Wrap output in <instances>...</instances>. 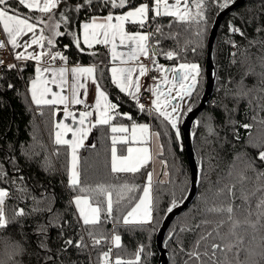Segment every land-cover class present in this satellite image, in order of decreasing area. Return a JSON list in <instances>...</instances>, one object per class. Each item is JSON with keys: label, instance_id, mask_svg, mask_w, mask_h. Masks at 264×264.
<instances>
[{"label": "trees", "instance_id": "1", "mask_svg": "<svg viewBox=\"0 0 264 264\" xmlns=\"http://www.w3.org/2000/svg\"><path fill=\"white\" fill-rule=\"evenodd\" d=\"M235 0H230L232 4ZM86 2V0H85ZM145 0H134L139 5ZM150 2V0H149ZM80 0H66L64 7L73 13L69 28L63 24L60 31L66 33L56 38V47L68 57V65H91L99 61L104 77L99 82L108 92L109 98L119 104L118 111L129 113L133 120L118 118L113 123H122L129 128L133 123H148L154 132H160L159 137L162 148L160 159L167 161L165 172L168 173L167 183H153L152 196L155 201L154 219L151 225L142 229L135 226L124 225L119 221L115 227L122 237L123 255L126 259L133 258L137 246L144 244L146 253L141 258V264H159V251L157 248V234L168 214V208L176 201V207L187 198L191 188V172L181 125L186 115L195 109L201 101L205 91L206 75L205 63L207 56V43L211 28L217 14L225 9L224 0H209L207 4V24L204 34L199 37L197 51H188L182 55L188 62L200 66V82L183 110L179 120V137L176 130L164 128L158 119L139 112L135 101L119 90L110 82L109 50L107 47L97 45L87 48L81 53L73 43L71 33L80 30V26L89 22L92 16H105L107 10L94 4L92 7L75 11ZM31 14V10L20 9ZM58 8L56 11H62ZM127 10V9H124ZM119 13L114 10V14ZM159 25L167 35L169 31L180 35L181 43L190 34L185 32L182 24L176 23L169 17H156L150 21L148 28L140 29L129 24V31L154 30ZM241 29L244 36L234 33L231 28ZM259 29V31H258ZM48 35L45 30V35ZM193 40L197 39L194 35ZM264 0H246L241 6L232 11L222 22L214 44V64L216 84L212 98L205 109L199 114L192 125L191 135L196 161L199 168V187L192 204L180 215L174 218L166 231L164 244L169 252V264H184L185 255L178 245L186 249L191 246L193 233L180 232L185 225L200 221L201 209L214 197L217 184L229 182L230 170L235 172L244 167V163L251 159L255 167L264 171V163L258 159L259 147L264 143V125L258 123L264 117V110L259 108L264 98ZM252 42V43H250ZM67 45V48L64 46ZM160 46L164 49H173L177 45L170 39H163ZM95 52L93 56L90 53ZM235 53V56L232 55ZM19 61V60H18ZM57 63H61L59 60ZM158 62L172 66L183 60H167L164 56ZM19 67L8 69L0 67V188H7L9 197L6 199L5 210L8 217L18 208H24L27 216L17 217L16 222L6 229H0V264H93L97 250L79 251L75 247L65 249L64 241L72 238L74 241L80 234L77 226L75 209L69 203L72 193L67 185L69 156L66 146H59V155L54 150V123L53 108L48 106H34L28 94V85L35 76L36 64L31 61L24 62ZM13 85L9 88L8 85ZM251 89L248 96L237 94ZM251 101V103H249ZM148 106H146L147 108ZM41 112L43 113L41 115ZM257 119L253 120L252 117ZM253 125L250 129L241 127L243 124ZM209 125L213 131H209ZM108 129L97 125L93 129L92 144L81 149L79 166L81 180L84 184L96 185L100 183L129 184L135 186V191L124 192L121 212L128 206L138 202L136 198L142 196L141 188L146 186L147 168H141L136 174H114L110 171ZM105 134L103 137L101 134ZM118 135V134H117ZM237 137H239L237 139ZM126 146L117 145L118 154ZM239 157V159H237ZM235 164L236 168L232 169ZM247 175L252 176L249 170ZM162 181V180H158ZM20 189H23L21 191ZM115 199V195L113 196ZM236 203H239L237 200ZM48 208L52 209L50 213ZM175 208V207H173ZM172 208V209H173ZM39 209V211H32ZM51 223L43 235L40 228ZM62 226H56V225ZM114 225L106 223L104 230L111 232ZM41 241L47 249L39 247ZM17 245L23 248L22 254L16 255ZM103 250H107L104 248ZM115 255V250L113 252ZM14 257V259H13ZM51 257V259H49ZM243 259V256L241 257Z\"/></svg>", "mask_w": 264, "mask_h": 264}, {"label": "snow or ice", "instance_id": "2", "mask_svg": "<svg viewBox=\"0 0 264 264\" xmlns=\"http://www.w3.org/2000/svg\"><path fill=\"white\" fill-rule=\"evenodd\" d=\"M209 0H145L139 5L134 0H80L75 11L87 9L94 4L107 10L105 16H92L89 22L80 26L82 31L71 33L76 48L84 53L81 44L91 49L94 45L102 44L110 46L109 68L110 82L119 90L136 102L138 110L147 116L158 119L164 128L176 130L179 137L178 122L181 119L177 113L182 111V102L191 98L197 90L200 82V66L197 63L188 62L182 55L188 51L195 53L199 46V37L204 34L207 24V4ZM215 2V0H212ZM230 0H224V6ZM66 0H0V30L6 34L7 43L0 42L5 48L11 45L13 49L23 48L22 52L15 55L16 60L36 61L35 76L30 80L28 94L30 100L37 106L53 108V115L58 112L57 105H63L65 118L71 117L77 126L73 128L63 122L54 123V144L57 148L55 155H59V146H66L69 156L67 187L72 193L69 203L75 209L77 226L80 234L74 241L69 238L64 241L65 249L75 247L79 251L97 250L93 264H141V258L151 255L146 253L144 244L138 245L133 258L126 259L123 253L122 237L115 225L119 221L124 225L135 226L142 229L151 225L154 219L155 201L152 196L153 172L147 171V184L140 189L142 196L136 198L137 203L131 204L121 212L118 207L124 199V192L135 191V186L129 184L100 183L96 185L84 184L81 180V168L79 166L78 150L84 147V141L88 138L92 128L97 125L108 129L110 171L114 174H136L141 168L153 161L154 153L149 147V137L157 139L160 132H151L148 123H133L131 128L122 123H113L118 118L133 120L129 113L118 111L119 104L114 103L108 92L100 84L103 79V71L98 68L104 62L99 61L89 66L76 64L68 67V57L56 47V38L66 33L59 31L61 24L69 28L72 23L73 13L64 7ZM31 10V14L20 9ZM63 8L62 11H56ZM127 9V10H124ZM114 10L119 14H114ZM156 17H169L176 23L184 26V31L190 35L181 43L180 35L169 31L167 35L157 25L154 30L129 31L127 25H135L140 29L148 28L150 21ZM115 20V22H113ZM47 29L48 35H45ZM231 31L244 36L241 29L233 26ZM259 31V29H258ZM31 34L29 40L21 38ZM194 35L197 39L193 40ZM163 39L172 40L177 47L164 49L160 46ZM252 43V42H250ZM264 43V41H260ZM36 45L41 51L29 52L28 49ZM123 46L127 51H118ZM67 48V45L64 46ZM95 56L96 53L92 52ZM235 56V53H232ZM47 56V61L44 57ZM183 60L178 66L165 67L158 62V58ZM149 61L145 64L141 59ZM59 60L60 67L53 66ZM264 62V61H262ZM3 61H0V65ZM151 65V67H150ZM8 69L17 67L15 64L7 65ZM154 70L162 76H152L154 87H148L147 91L152 96L150 107L140 102L141 84L139 78ZM69 75L71 80H69ZM95 88L96 98L94 105L86 103L88 82ZM52 85L59 90L53 91ZM166 86V87H165ZM9 88L13 85L9 84ZM83 90V97L81 91ZM249 91L244 90L237 94L241 97L248 96ZM50 97V98H49ZM174 101H177L174 103ZM251 103V101H249ZM69 105H84V111H69ZM259 108L264 110V98L259 103ZM98 118L93 121V112ZM43 113L41 112V115ZM253 120L257 117L253 116ZM264 125V117L258 121ZM253 125L243 124L241 127L250 129ZM209 131H213L209 125ZM72 138L68 139L67 134ZM119 134V135H117ZM102 137L105 134H101ZM239 137H237L238 139ZM126 146L121 154H118L117 145ZM132 145H140L133 147ZM92 148L96 145L92 144ZM264 149V143L259 145ZM163 145L158 146L155 155L162 154ZM239 159V157L237 158ZM258 159L264 163V150L258 153ZM167 166V161H162ZM236 165H232L235 169ZM252 176L247 175L248 171ZM0 175H7L0 173ZM164 175H168L167 172ZM232 179L223 184H217L214 197L201 209L199 222L185 225L180 232L194 234V239L189 248L178 245L185 255L184 264H264V171L255 167L249 159L244 167L233 173L228 172ZM169 181H157L167 183ZM23 191V189H20ZM115 195V199L113 196ZM9 197L7 188H0V229H6L16 222L17 217L27 216L24 208L13 210L12 216L6 215L5 204ZM239 203H236V201ZM176 207V201L172 202L168 211ZM32 211H39L33 209ZM47 211L52 212L51 208ZM106 223L114 225L111 232L104 230ZM51 223L40 228L39 234L43 235ZM62 226V225H56ZM39 247L47 249V245L41 241ZM106 248L107 250H103ZM115 250V255L113 252ZM23 248L16 247V255L22 254ZM243 256V259L241 258ZM14 259V257H13ZM51 259V257L49 258Z\"/></svg>", "mask_w": 264, "mask_h": 264}, {"label": "water", "instance_id": "3", "mask_svg": "<svg viewBox=\"0 0 264 264\" xmlns=\"http://www.w3.org/2000/svg\"><path fill=\"white\" fill-rule=\"evenodd\" d=\"M245 1L246 0H235L232 4L227 6L225 9L221 10L217 14L210 31V35L207 43V56L205 63V75H206L205 91L201 98L200 104L186 115L181 125L184 143H185V149H186L188 163L191 172V188L185 201L182 204L178 205L177 207L173 208L171 212H168L157 234L159 264H169V260H170L169 252L164 244V237L166 231L168 230L174 218L180 215L181 213H183L192 204L198 192L199 168L193 148L191 129L194 121L199 116V114L205 109L209 100L212 98V95L215 90L216 77H215V64H214V44L217 38V34L222 22L228 16V14H230L236 8L241 6ZM168 67L170 66L168 65Z\"/></svg>", "mask_w": 264, "mask_h": 264}, {"label": "crops", "instance_id": "4", "mask_svg": "<svg viewBox=\"0 0 264 264\" xmlns=\"http://www.w3.org/2000/svg\"><path fill=\"white\" fill-rule=\"evenodd\" d=\"M117 14H119V13H117ZM113 22H115V20L113 21ZM128 26V25H127ZM126 26V27H127ZM81 31H82V29H81ZM4 33V32H3ZM4 35H5V37H6V34L4 33ZM23 39H24V37H22ZM21 38V39H22ZM97 45H102V44H97ZM97 45H94L92 48H94L95 46H97ZM102 46H105V45H102ZM9 47H10V49H11V52H12V54H13V56L15 57V55L17 54V53H19V52H22L20 49H19V51H17V50H14L12 47H11V45H9ZM87 47V46H86ZM105 47H107L108 48V50H109V54H110V46H105ZM118 51H127V49L126 48H124L123 46H119L118 47V49H117ZM28 51L29 52H31V50L30 49H28ZM22 61V60H21ZM27 61H31V62H34L35 64H36V61H34V60H24V62H27ZM23 62V63H24ZM53 66H55V67H60V66H62V64L61 63H57L56 61L54 62V64H53ZM72 66H75V65H68V67H72ZM82 66H89V65H82ZM112 65L110 64V67H111ZM153 72H154V74L156 75V73H155V71L154 70H152ZM150 73H151V71L148 73V74H146L145 76H147L148 75V77H147V79H148V85L149 86H152V84H151V80H150ZM69 80H71V76L69 75ZM153 83H154V81H153ZM154 85V84H153ZM29 87H30V83H29V85H28V89H29ZM52 87V89H53V91H58L59 89L55 86V85H52L51 86ZM142 90H144V86L142 87ZM81 97L82 98H84L83 97V90L81 91ZM50 98V97H49ZM95 98H96V92H95V88H94V86L91 84V82L89 81L88 82V85H87V97H86V103L89 105V106H91V105H94V103H95ZM32 102V101H31ZM33 103V102H32ZM33 105L34 106H37V105H35L34 103H33ZM55 108L56 109H58V112L55 114V123H57V122H63V123H65V124H69L70 126H72L73 128H75L77 125L76 124H74L73 122H72V119H71V117H68L67 119L65 118V114H64V110H63V108H64V106L63 105H57V106H55ZM84 110H87V109H85V107H84V105H69V111H72V112H75L76 114H77V117L79 116V112L80 111H84ZM98 118V114L94 111L93 112V117L91 118L93 121H95L96 119ZM131 128V127H130ZM129 128V129H130ZM93 129L94 128H92V131L89 133V135H88V138L84 141V147L85 146H89V145H91V143H92V139H93ZM150 130H151V132H153V133H155L154 131H152V129H151V125H150ZM119 135V134H118ZM67 138L68 139H71L72 138V134L71 133H68L67 134ZM159 145H161V143H160V139L159 138H157V139H154V138H152V137H149V143L147 144V145H145V146H147V147H149L150 148V150L154 153V156H153V161L150 163V165H151V169H152V172H153V183L154 182H156V181H158V180H165L166 179V175H164V173H165V167H164V164L162 163V160L160 159V155H155V153L157 152V150H158V146ZM133 147H139L140 145H132ZM83 148V147H82ZM82 148H80L79 150H78V155H80V151H81V149ZM152 191H153V188H152Z\"/></svg>", "mask_w": 264, "mask_h": 264}, {"label": "built area", "instance_id": "5", "mask_svg": "<svg viewBox=\"0 0 264 264\" xmlns=\"http://www.w3.org/2000/svg\"><path fill=\"white\" fill-rule=\"evenodd\" d=\"M0 42L7 43L6 37L2 30H0ZM141 59L144 61L145 64H149V61L144 60V58ZM0 61H3V64L0 65V67L7 66L10 64H15L17 65V67H19V61L16 60L15 57L13 56L9 45L7 48L0 46ZM152 76H156L153 71H151L150 73V80L152 81L151 84L153 83V80L151 79ZM150 101H151L150 93L143 94L140 96V102L144 103L145 106L150 105Z\"/></svg>", "mask_w": 264, "mask_h": 264}, {"label": "rangeland", "instance_id": "6", "mask_svg": "<svg viewBox=\"0 0 264 264\" xmlns=\"http://www.w3.org/2000/svg\"><path fill=\"white\" fill-rule=\"evenodd\" d=\"M170 3H171V0H170ZM47 30V29H46ZM60 31V30H59ZM48 32V31H47ZM47 35V34H46ZM31 38V34H29L28 36H24V39L22 38L21 39V42H23V40H29ZM19 49L21 50V51H23V48H18V49H14V50H17V51H19ZM30 50H31V52L32 51H41V49H39L36 45H33L32 46V48H30ZM47 59H48V57L47 56H45L44 57V60L45 61H47ZM21 63H20V65L24 62V60H19ZM194 63V62H193ZM160 64H162V63H160ZM165 65V67H168L166 64H164ZM175 66H178V64H173L172 66H170V67H175ZM156 73V76H162V74L161 73H157V72H155ZM147 77H148V75L147 76H143V77H140L139 78V82H140V84H141V93H140V96L141 95H143V94H148L149 92L147 91V89H148V87H150L149 85H148V79H147ZM154 83H152V87H154V85H153ZM144 86V90H142V87ZM166 87V86H165ZM150 98L152 99V96L150 95ZM189 99L190 98H186L183 102H182V110H183V108L185 107V105L187 104V102L189 101ZM175 102H177V101H174V103ZM148 107H150V105H147ZM180 114H181V112H179V113H177V115L178 116H180ZM178 127H179V122H178ZM151 168V167H150ZM150 171H152V169H150Z\"/></svg>", "mask_w": 264, "mask_h": 264}]
</instances>
